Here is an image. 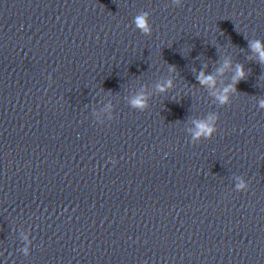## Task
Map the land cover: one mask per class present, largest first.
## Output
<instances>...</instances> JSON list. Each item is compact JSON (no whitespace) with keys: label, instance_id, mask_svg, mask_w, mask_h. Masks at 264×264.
Masks as SVG:
<instances>
[{"label":"clouds","instance_id":"obj_1","mask_svg":"<svg viewBox=\"0 0 264 264\" xmlns=\"http://www.w3.org/2000/svg\"><path fill=\"white\" fill-rule=\"evenodd\" d=\"M135 23H136V26L142 32H144V33H149L150 32V28H149L148 23H147L146 15L136 17ZM251 47L253 48L254 51L259 53L261 62L264 63V48H262L260 42L259 41L255 42L254 44L251 45ZM237 74H238L239 78H243V75H244L243 69L242 68H238V73ZM212 81H213V78L211 76L204 77L203 74H201L200 82L202 84L211 83ZM161 90H163V89H161ZM220 99H221L222 102H224L226 100V97H220ZM134 104L141 105L142 104V100L141 99H137V100L134 101ZM262 106H264V102H262ZM198 128H199L200 131H198L196 133L197 136H200L201 133H203L205 136H209L215 131V129H213L211 127H208L205 123H199L198 124Z\"/></svg>","mask_w":264,"mask_h":264}]
</instances>
